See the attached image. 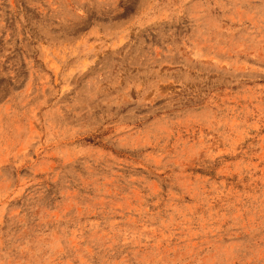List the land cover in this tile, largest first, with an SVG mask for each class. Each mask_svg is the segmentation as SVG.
<instances>
[{"label": "rangeland", "instance_id": "obj_1", "mask_svg": "<svg viewBox=\"0 0 264 264\" xmlns=\"http://www.w3.org/2000/svg\"><path fill=\"white\" fill-rule=\"evenodd\" d=\"M0 264H264V0H0Z\"/></svg>", "mask_w": 264, "mask_h": 264}]
</instances>
